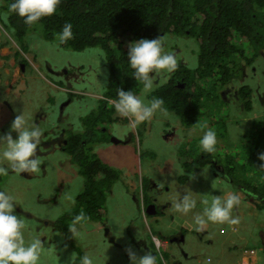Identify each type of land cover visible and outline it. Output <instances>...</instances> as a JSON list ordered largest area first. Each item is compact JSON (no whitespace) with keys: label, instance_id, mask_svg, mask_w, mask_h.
<instances>
[{"label":"rangeland","instance_id":"1","mask_svg":"<svg viewBox=\"0 0 264 264\" xmlns=\"http://www.w3.org/2000/svg\"><path fill=\"white\" fill-rule=\"evenodd\" d=\"M3 5H6L5 0H0V7ZM41 34L40 30L31 34L27 41V50L23 51L0 21V134H5L3 132L5 130L15 138L17 134L11 130V125L16 116L22 115L26 126H30L35 119H39L37 125L40 128L45 127L50 130L53 128L57 132L60 129L68 130L72 127L74 130H68V132L75 135L74 133L82 132L84 126H88L87 123L96 120L98 117L95 112L96 105H100L102 109L99 115H107L104 111L113 109L107 101L90 96L97 92L104 94L107 90L106 78L111 73V69L105 53L99 48L74 52L60 44L58 40L53 42L45 40ZM163 41L167 42V47L177 48L178 56L182 61L180 59L177 61L176 70H180L181 65H187L190 69L197 67L199 48L193 53L188 38L171 35ZM242 46L247 50L245 56L249 57L251 47L247 44ZM234 60L230 59L229 63ZM81 66L85 68L84 74L71 78L70 83L64 84L66 89L61 88V80L54 77L53 73ZM254 67L257 69L256 72L253 71V67L244 68L243 78L235 74L233 78L236 80L229 86L226 93L238 91L243 83L254 87L257 78L253 75H261L264 70L263 61H258ZM183 71L186 75V70L183 69ZM190 72L195 74L192 70ZM202 74L203 71H200V75ZM170 76L171 73L160 75L157 78L159 85L156 84L155 90L147 96L143 95L142 84H139L138 96H142L146 102L151 100L157 87L167 83ZM180 77L184 78V76ZM69 85H73L80 96L76 95L74 102L61 115L62 103L69 95L66 91ZM262 86H264V80ZM207 87L209 88L210 85ZM220 92L217 87L210 90L211 99L208 101L207 109L201 114L197 127H187L180 118L169 111L166 113L157 111L150 120L134 128L129 126L127 118L118 115L121 120L118 125H111L112 133H94L95 135L91 133L83 138L84 142H88L86 149L90 150L91 154L97 155L104 163L123 172L122 180L114 185L113 194L107 198L105 206L108 214L104 219L107 220V228L111 229L112 236L122 245L121 249L113 247L114 243L107 241L109 239L106 228H101L97 223L80 221L76 225L77 235H72L70 232L68 235L60 234L45 226V222L56 223L65 213L73 212L78 196L86 188V177L80 166L66 153L51 152L47 157V170L39 176H31L32 178L29 179L21 173L12 172L8 175H0V191H5L14 198L16 213L25 221L26 226L23 230L25 240L35 237L40 238L44 243L40 264H79L81 255L85 254L94 256L96 264H130L124 257L128 249L139 254L149 251L147 247L134 248L129 239L132 235L138 240L148 242L149 245H156L153 237L161 241L165 237L175 242L179 232L184 241H179L177 246H172L168 253L157 251L162 256L156 257V264L165 262L172 264L173 256H176L178 263L183 264H234V260L224 251L225 241L220 242L219 229L225 228L221 226L222 224L208 223L206 226L211 230L208 235L205 233L208 231L201 235L197 231L193 216L201 211L199 203L196 209L186 215L177 213L172 208L177 193L183 195L186 191H191L198 202L201 198L200 194L220 195L235 191L240 196V203L233 209L234 217H238L241 210L251 207V203L242 201L243 194L237 192L228 176L226 180H223L221 171L211 166L199 169L197 173H188L187 182L185 184L180 182L181 177L186 175V171L180 164V156L186 150L190 153L194 144L200 148V138L208 130L204 123L210 124L213 118L210 111L213 112L216 122L224 117L228 118L227 127L230 131L213 123L217 138H223L229 132V138H224L223 142L217 139L216 147H222L218 152L219 158L228 155L230 159L237 158L238 161H242L243 151L240 145L243 146L242 135L245 130H248L247 125L242 121L246 115L239 102L233 101L229 104L221 102ZM217 96L219 100L216 99ZM232 98V96H226V100ZM254 106L258 114L264 108L260 100L255 101ZM222 108L226 110V113L219 112ZM41 111L44 114L38 116ZM167 123L173 126L175 135L170 136V128L166 129ZM90 127L93 128L94 123ZM113 137L120 140L128 137L126 139L132 142L116 144L112 141ZM101 139L106 140L96 143ZM197 146L195 148H198ZM0 163L2 166L5 165L2 160ZM224 167L229 170L225 163ZM215 173H218L219 177ZM148 174L155 182L153 184L161 185L160 191L156 188L152 190L153 186L150 184ZM261 175L264 178V167L250 166L246 172H236L237 180L240 181V185L245 186L247 193H260V191L264 193V182L260 191L253 184H248V180L253 182L252 178H258ZM68 196L72 199H68ZM144 196L150 197L152 203L158 206L159 212L162 211L161 213L165 214V218H153L146 214L145 207L148 208V206L145 204ZM135 197L138 202L135 201ZM251 213L256 214V211L252 210ZM76 215L73 214V216ZM250 216L257 222L264 220L263 214ZM128 225L132 226L130 232L127 230ZM207 227L204 228L208 229ZM223 237L225 238L226 234Z\"/></svg>","mask_w":264,"mask_h":264},{"label":"trees","instance_id":"2","mask_svg":"<svg viewBox=\"0 0 264 264\" xmlns=\"http://www.w3.org/2000/svg\"><path fill=\"white\" fill-rule=\"evenodd\" d=\"M209 1L61 0L57 12L52 17L43 18L33 25H26L15 13L9 11V5L12 0H5L6 5L0 9V21L23 51L27 50L28 38L31 34L37 33V30L42 32L41 35L45 40L53 42L58 40L57 34L62 29V26L66 22H71L73 25V38L66 41L64 46L74 52H83L92 48L101 49L106 55V60L111 70L120 68L123 70L125 91L132 90L137 93L139 92L140 83L133 78L132 69L127 62L128 45L140 39L162 38V35L174 33L184 34L185 29H177L176 31L174 20L178 22L182 21L185 16L187 19H191L194 14L192 8L197 10L196 14L204 13L200 7L207 5ZM256 5L262 10L264 0L256 3ZM3 10L6 11V17H2ZM256 13L258 11L254 9L252 13L240 9L233 16H222L213 26L212 30H199L200 34L211 33L206 37L207 40H211V43L202 42L200 44V62L197 71H203V74L199 76L191 73L194 74L193 76L191 75L193 79L191 81L189 79L190 70L186 66L181 65L180 70H176L173 73L169 82L159 87L153 93V95L164 101L163 108L175 114L187 127L198 126L201 114L207 109L208 101L211 99L210 90L215 89V87L219 88V90L221 89L217 82H220L223 86L233 78L235 66L232 67L228 64L226 56H230L239 49V46L236 44L238 36L241 35L243 38H248L246 37L249 35L246 29V18L252 20V14ZM203 19L207 22L206 16ZM196 36H199L197 31H192L188 35V37ZM228 45H231L233 49H228ZM183 69L186 70V75ZM179 75L184 76V78H181ZM196 76L198 78H195ZM181 80H184L187 84L185 89H180L177 86L178 81ZM207 85H210V87L208 88ZM249 93L252 95L251 88L249 86L243 87L241 94L244 99L249 101H245L244 105L248 110H251L253 105L247 99ZM108 95L116 96V93L115 91H111ZM216 99L219 100V96ZM220 100L224 104H229V102L222 98ZM223 111L226 113V110L223 108L219 112L223 113ZM104 112L107 115L100 114L96 120H93L92 124L94 123V127L99 126V124L111 123V120H114L112 118V113L115 112L114 108ZM210 114L213 117L210 120V124L204 123L207 129L211 128L215 130L213 126L215 122L225 127L226 131H230L227 127L228 118L224 117L222 120L216 122L212 111H210ZM90 124V122L87 123L88 127H90ZM215 132L217 133L216 130ZM80 136L78 137V141L73 140V142H69L68 152L72 160L80 166L83 175L86 177V188L78 196L73 212L65 213L54 225L56 232L65 235L69 233L68 226L71 223L70 221L73 220V214L79 215L82 212L86 217L84 221L104 222L105 216L108 214L105 206L107 198L114 185L122 178V171L104 163L97 155L91 154L90 150L83 148L77 152L76 146L83 139ZM242 137L244 139L243 146L240 145L243 151L241 156L242 161H238L237 158L230 159L228 155L219 158L218 152L222 147L217 146L213 153H206L197 144H194V148L190 150V153L186 150L180 156V164L186 171V175L181 177L180 182L185 184L188 180V173H197L199 169L206 168L210 164V159H214L223 167L224 163L226 164L229 170L224 167L225 173L232 178L236 190L237 188L244 190L245 186L240 185L236 172H246L250 166L262 167L264 165V161L259 159L260 155L264 154V135L261 138L256 137L252 141L249 132L245 130ZM224 138H229V132L223 138L218 137L217 139L223 142ZM196 146L198 148H195ZM262 175L258 178H252L254 183L248 179L246 180H248V184H253L260 191L262 182H264ZM253 191L256 192L255 190ZM244 194L247 195L248 200L258 210H264V193L262 191L260 193ZM150 202L151 200L146 197L145 204L148 205ZM159 215L161 216V213ZM153 247L155 248L154 244Z\"/></svg>","mask_w":264,"mask_h":264},{"label":"clouds","instance_id":"3","mask_svg":"<svg viewBox=\"0 0 264 264\" xmlns=\"http://www.w3.org/2000/svg\"><path fill=\"white\" fill-rule=\"evenodd\" d=\"M60 2L61 0H12L9 5V11L21 18L24 24L33 25L43 18L52 17L57 12ZM3 6H1L0 9H2ZM200 8L204 13L196 14L197 10L193 9L196 19L192 28L189 27L190 23L186 18L179 22L174 20L176 31L177 29H185L184 34H174L187 38V30H190L197 31L198 35H200L198 32L199 30L206 29L209 23L218 20L216 0H210L207 5H203ZM4 15H6V11L3 10L2 17ZM205 16L207 22L203 19ZM72 28L73 25L71 22H66L62 26V29L57 34V39L60 44L64 45L66 41L73 38ZM174 34L162 35V38L140 39L128 45L127 62L132 69L133 78L142 84L144 96H147L150 92L155 90L156 81L160 75L173 74L177 69V61L180 59L177 48L167 47V42L163 41L165 38L171 35L173 36ZM232 67H234V65ZM237 67L238 66L234 67L235 72L233 77L235 76ZM22 69L24 70V67ZM116 70L119 71L120 77L115 78ZM116 70H111V73L106 78L107 85H111L108 90H106L104 94L97 92L90 96L110 103L115 112L121 117L127 118L129 126L133 128L150 120L157 111L167 112V110L163 108L164 101L161 98L152 95V99L146 102L142 96H138L139 92L135 93L132 90L125 91L123 70L121 68ZM64 71L68 72L70 75L64 77L65 75L63 72H56L53 73V76L61 80L62 85L60 87L66 89L64 84L70 83L69 80L77 77L78 74H84L85 68L81 66ZM56 74L59 75L57 76ZM119 79L121 81V88L115 84V81ZM235 80V78H232L223 86L220 82H217L221 87L220 91L231 86ZM248 86L251 88L250 85ZM243 87L245 86H241L238 89L240 93ZM66 91L68 94L73 95V100L76 95L80 96V93L74 89L73 85ZM111 91H115L116 96H109L108 94ZM249 96L251 100L254 99L253 95L250 93ZM226 101L230 103L233 101L239 102V105L242 106V111L246 115V118H244L242 122L248 127L251 119V112H249L250 110L244 105V102L247 100L244 99L239 101L232 98ZM253 102L254 101H252V103ZM95 107L100 110L99 112L102 111L100 105H96ZM41 112H39L38 115ZM99 112H96V114L99 115ZM166 125L171 126L168 123ZM11 130L17 133L15 138H13L10 133L0 134V160L5 162L4 166L0 163V175H8L10 172L21 174L25 172H38L40 170L41 159L37 155V149L43 135L42 129L38 125L26 126L23 116L18 115L12 122ZM126 138L122 140L118 139L119 142L115 143L119 144L123 142V144H129L132 142ZM199 145L203 152L213 153L217 145V133L215 130L209 128L205 131L200 138ZM259 159L264 161V154H261ZM262 167H264V165H262ZM229 179L233 183L232 178L229 177ZM212 187L214 186L212 185ZM245 191V188L244 190L237 188L238 193H247ZM200 197L198 202L191 191H186L183 195L177 193V198L173 201L172 208L177 213L186 215L196 209L199 203L201 211L193 216V223L197 231L202 230L208 223H228L231 225L239 223V218L232 215L234 207L238 206L240 203V196L235 191L225 192L220 195L205 193L200 194ZM67 198L70 200L72 199L71 196ZM84 219H86V217L82 212L74 216L71 224L68 226V231L72 235H77L76 225ZM25 226L24 219L21 218V215L16 213L14 198L7 192L0 191V264H40L41 255L45 247L44 243L40 238L35 237L26 241L23 231ZM164 238L163 241H161L159 238L153 237L156 243V252H166V249L168 250L169 240ZM249 253L254 254L255 252L250 251ZM127 254L130 264H156V257L150 251L145 252L142 256H137L134 251L128 249ZM209 260L210 259H208V261ZM79 264H96V258L85 254L80 257Z\"/></svg>","mask_w":264,"mask_h":264},{"label":"flooded vegetation","instance_id":"4","mask_svg":"<svg viewBox=\"0 0 264 264\" xmlns=\"http://www.w3.org/2000/svg\"><path fill=\"white\" fill-rule=\"evenodd\" d=\"M260 1L261 0H216V6L218 9V20L222 16H225V15L233 16L234 13L238 12L240 9L246 10L248 13L249 12L252 13L253 9L258 11V13L252 14V20L250 18H246V21H247L246 29L249 32V35L246 37H248V38H243L241 35L238 36L236 44L239 46V49L237 51L233 52L230 56L229 55L226 56L228 58V63H229L230 59L234 60V59L238 58V60H234V62H230L229 65L230 66H233V65L238 66L235 74L237 76H241L242 78L245 75L244 68L253 67V71L256 72L257 69H256V67H254L256 65V63L258 61L262 60L263 64H264V10H260V8H258V6L256 5V3L260 2ZM261 9H264V6ZM192 10H193V8H192ZM185 18L187 19L186 16H185ZM195 19L196 18L194 16V14H193L191 19H188V21L190 23L189 24L190 28H192L194 26ZM217 21L213 22V23L212 22L209 23L206 26V29L212 30L213 26L217 23ZM191 33H192V31L187 30V35H190ZM209 34H211V33L200 34L199 36H196V37H188L187 36V38L191 42L190 46H191V51L193 53H195V51L198 48L200 51V44L202 42L207 43V44L211 43V40L206 39V37L209 36ZM173 36L174 37H180L177 34H174ZM245 44H247V46L251 47V50H249V57L245 56L247 50L244 49L242 46ZM228 49L232 50L233 48L231 45H228ZM199 51L197 54L198 55L197 56L198 57L197 67L194 69L188 68L187 65H186V67L188 68V70H192L195 72V74L200 76V71H197V69L199 67V62H200ZM63 74L65 75L64 77H68L70 75L68 72H65V71H63ZM189 74H190L189 79L192 81L193 79L191 77V72ZM56 75L58 76L59 74H56ZM172 75L173 74H171V76ZM171 76L168 78L169 80H170ZM253 76H254V78H257L255 86L251 87L252 95H253L254 99L251 100L249 95L247 97V99L250 100L251 103H252V101H254L252 103L253 108L249 111V112H251V119L249 122L248 131H247V132H249V135H250L252 141L256 137L261 138L264 135V108L260 110V114H258V112H256V109L254 108L255 101L260 100L264 104V86H262V82L264 80V70L261 73V75L255 74ZM116 77H120L118 70L115 71V78ZM195 78H198V77L196 76ZM169 80L167 81V83L169 82ZM115 84H117L118 87L121 88L120 79L116 80ZM156 84L159 85L158 80H157ZM164 84H166V83H164ZM195 84H196V82H195ZM110 86L111 85L109 84V86L107 87V90ZM177 86L180 89H185L187 87V84L184 82V80H181V81H178ZM242 86H248V85H245L243 83ZM70 87H71V85H69V88ZM158 87H160V86H158ZM228 88L229 87L224 88L220 92V94L222 95L221 96L222 99H224L226 101V96H232L235 100H239V101L244 100L243 95L240 93V90L239 91H233L232 93H226V90H228ZM72 103H73V95L69 94L67 99L62 103L60 114L63 115L64 111ZM99 111L100 110L97 107H95V112H99ZM41 114H44V113L41 112L38 116H41ZM112 118L114 120H111L110 124H102V125L99 124V126L94 127V128L88 127L89 125L88 126L85 125L83 131L80 133H74L75 135H71L72 133L68 132V130H74L72 127L68 130L67 129H60L57 132L53 128L51 130L49 128H45V127L41 128L43 135L41 137L40 145L38 146V149H37V155L41 159L40 170L38 172H35V173L25 172V173H22L21 175L24 177H28L30 179V178H32L31 176L36 177V176H39L41 173L46 172L47 166H48L47 157L51 152L61 151L63 153H66L70 158H72L70 153L68 152L69 142L70 141L73 142V140L78 141V137L80 135H83V136H80L81 138H85V136H87L91 133H96V132H98V133H102V132L103 133H112L110 131V129H111L110 127H112L114 125H118L120 120H121L116 112L112 113ZM38 120L39 119H35L34 123H31L30 126L37 125ZM253 125L254 126L257 125L258 127H252ZM168 127L170 128V132H169L170 136L175 135V133H174L175 131H173V129H174L173 126H166V129H168ZM103 128H106V130H103ZM91 130H92V132H91ZM3 132L6 133L5 130H3ZM110 136L112 137L113 135H110ZM101 140H103V141H101ZM101 140H99V142L97 141L96 143H98V144L102 143L106 139H101ZM114 140H116V142H117L118 138L113 137L112 141L115 142ZM83 142H84V139H82L81 143L79 142V144L76 146L77 152H79L83 148L88 147V145H89L88 142H86V141L84 143ZM119 144H123V142H120ZM154 159H156V158H154ZM208 166H212L216 170L221 171V173H222L221 177L223 178V180H226L227 176L229 179L230 176L225 173V169L216 160L210 159V164H208ZM148 175H149V180L151 181V183L148 181V184L150 183L151 186H153L152 190H154L156 188L157 190L160 191L161 189H159V187L161 185H157V183L153 184L155 182H153V179L151 178L150 174H148ZM215 175L219 176L218 173H215ZM122 176H123V173H122ZM121 180H122V178H121ZM161 183L163 184L164 182H161ZM111 192L109 195L113 194ZM147 194H150V193H147ZM147 194H144V195H147ZM149 199H150V197H149ZM145 200H146V197L144 196V201ZM135 201L138 202V199L136 197H135ZM43 203H48V201H43ZM146 206H148V208L145 207L146 214L150 215V217L152 216L153 218H165V214H162L161 213L162 211L159 212L158 206L155 203H152V201ZM148 209L151 211V214L148 213ZM19 211H21V209ZM160 213H161V216L159 215ZM24 214H27V213H24ZM92 223H97L101 226V228H106L105 231L107 232V237L109 239L107 241H109L110 243H114V244H112V246L115 248L116 247H119L120 249L122 248V245L118 241H116L117 240L116 238H114L112 236L111 229L107 228L108 227L107 220H105L102 223L101 222H92ZM54 225H55V223H53V222H49V221L45 222V226L47 228L54 229ZM128 226H127L128 232L132 231V228H131L132 226H129V227ZM133 231H135V230H133ZM114 239H115V241H114ZM129 239H130V242L133 244L134 248L138 247V248L143 249L144 247H147L149 249V251L155 257H158L160 255L162 256V254L159 255L156 252L155 248L153 247V244L149 245L148 242H145V241L143 242L141 240H138V239H136V237H134V235H132ZM179 241L180 242L184 241V238H183V236L180 235V232H179L175 242L172 241L171 239H169L168 251L172 246H177L179 244ZM168 251H167V253H168ZM136 254H137V256L143 255V254H139V252ZM124 257L126 258V261L128 263H130L127 252L124 253ZM163 259H165V257H163ZM172 260H173L172 264H178L176 256H173ZM164 264H168V263L165 262ZM179 264H183V263H179Z\"/></svg>","mask_w":264,"mask_h":264},{"label":"crops","instance_id":"5","mask_svg":"<svg viewBox=\"0 0 264 264\" xmlns=\"http://www.w3.org/2000/svg\"><path fill=\"white\" fill-rule=\"evenodd\" d=\"M242 194V201L250 204L251 201L248 200L247 195L244 193ZM250 205V208L247 207L238 214V225H227L224 223L221 226L225 228L219 229L220 242L222 243L223 240L225 241L226 247H224V251L234 260V264H264V220L262 222H257L250 216H257L259 214L264 215V210H258L253 203ZM252 210H255L256 214L251 213ZM210 231L209 228H203L199 231V234L206 233V235H208ZM225 234L226 237L224 238L223 235ZM247 250L256 252L251 254L247 252ZM167 251L166 249V252Z\"/></svg>","mask_w":264,"mask_h":264},{"label":"water","instance_id":"6","mask_svg":"<svg viewBox=\"0 0 264 264\" xmlns=\"http://www.w3.org/2000/svg\"><path fill=\"white\" fill-rule=\"evenodd\" d=\"M115 142H116V140H114ZM119 141L117 140V143H118ZM148 213H150L151 214V211L148 209Z\"/></svg>","mask_w":264,"mask_h":264}]
</instances>
